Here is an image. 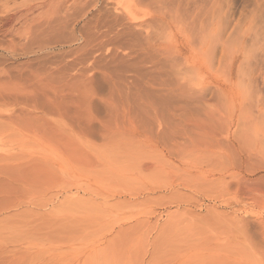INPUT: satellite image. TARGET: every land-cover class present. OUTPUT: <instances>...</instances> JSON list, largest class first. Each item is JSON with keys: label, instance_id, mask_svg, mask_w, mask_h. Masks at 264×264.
Instances as JSON below:
<instances>
[{"label": "rangeland", "instance_id": "1", "mask_svg": "<svg viewBox=\"0 0 264 264\" xmlns=\"http://www.w3.org/2000/svg\"><path fill=\"white\" fill-rule=\"evenodd\" d=\"M75 1L0 0V264L264 263V0Z\"/></svg>", "mask_w": 264, "mask_h": 264}, {"label": "bare ground", "instance_id": "2", "mask_svg": "<svg viewBox=\"0 0 264 264\" xmlns=\"http://www.w3.org/2000/svg\"><path fill=\"white\" fill-rule=\"evenodd\" d=\"M77 1V0H76ZM75 1V2H76ZM107 1V7H109V9H107V13L109 14V12H111V11H114V18H112V19H114L112 22H111V20H108V21H110V23H107L106 22V18H105V21H104V23L103 22H101L102 20V16L101 17H99V15H98V17L99 18H101L100 20H99V18L97 19V22H95V29L94 30H96L97 31V29L101 26V27H104V25H105V22L107 23L106 24V26L104 27L105 29H106V31L104 30V32L102 33V37L103 38H105V37H107V36H110V35H112V34H114V32L117 34L118 33V31H120L121 29L123 30V32H125V31H127V30H129V32H131V31H133V29L135 30L136 28H141L142 27V30H140L141 32H143V30H144V32L145 33H147V35H148V33H149V30H148V28L150 27L149 25H151V24H147L148 25V27H147V25L145 26V27H143V26H141L140 24V26L139 25H135V23H133L131 20V16L129 15V13H127V11H125L126 13H124V12H121L120 10H119V8L117 7V6H114V4H109V2H110V0H106ZM109 1V2H108ZM100 12V11H99ZM107 13H106V15H107ZM111 17V16H110ZM110 17H108V19L110 18ZM104 18V17H103ZM157 22V21H156ZM155 22V23H156ZM133 23V24H132ZM148 23H150V22H148ZM159 23V22H158ZM219 23V22H218ZM222 23H223V20H222ZM222 23H220L221 25H223ZM101 24V25H100ZM103 24V25H102ZM137 24V23H136ZM213 24V23H212ZM94 25V24H93ZM154 25V24H153ZM155 25H157V24H155ZM215 25V23L212 25V28H213V26ZM219 25V24H218ZM221 25H219V27H218V29H220L219 31H222V28H221ZM203 26V25H202ZM210 27H211V25H209ZM225 25H223V27H224ZM101 27H100V29L99 30H101ZM154 27H156V26H154ZM154 27L152 28V25H151V30L152 29H154ZM209 27V28H210ZM91 28V27H90ZM90 28H88L89 30H87V31H92L93 29H91L90 30ZM149 28V29H150ZM211 28V29H212ZM120 29V30H119ZM103 30H101V32L103 31ZM131 30V31H130ZM146 30V31H145ZM96 31H95V33H96ZM218 31V30H217ZM84 32V31H83ZM82 32V33H83ZM86 32V31H85ZM89 32V34H91ZM98 32V31H97ZM100 31H99V33H101ZM136 32H137V30H136ZM143 32V33H144ZM87 33V32H86ZM82 34V36H81V38H82V41H84V42H86V43H84L85 45L87 44V42H88V39L90 38V36H89V34L87 33V34ZM93 33V32H92ZM97 34V35H100V34ZM120 33V32H119ZM118 33V34H119ZM132 33H134V32H132ZM138 33V32H137ZM136 33V34H137ZM150 33H151V31H150ZM95 34V35H96ZM117 34V35H118ZM221 34H222V32H221ZM92 35H94V34H92ZM94 35V36H95ZM219 36H218V38L219 37H221V36H223V35H220V33L218 34ZM94 36L92 37V38H94ZM119 36H120V34H119ZM98 37V36H97ZM140 37V36H139ZM225 37V36H224ZM92 38H91V40H92ZM95 38H96V36H95ZM124 38V37H123ZM223 38V37H222ZM136 39V38H135ZM134 39V40H135ZM87 40V41H86ZM90 40V41H91ZM93 40H95V39H93ZM137 40V39H136ZM218 40V39H217ZM219 40L222 42V40L219 38ZM89 43V42H88ZM223 43V42H222ZM83 44V45H84ZM261 264V263H260ZM262 264H264V263H262Z\"/></svg>", "mask_w": 264, "mask_h": 264}]
</instances>
